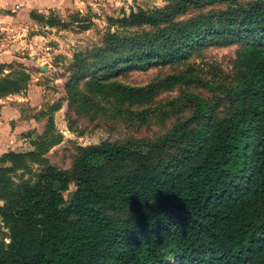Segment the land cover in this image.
<instances>
[{
	"label": "trees",
	"instance_id": "16d2710c",
	"mask_svg": "<svg viewBox=\"0 0 264 264\" xmlns=\"http://www.w3.org/2000/svg\"><path fill=\"white\" fill-rule=\"evenodd\" d=\"M112 23L120 34L73 54L64 85L70 101L83 81V103L107 95L142 104L147 88L111 79L234 41L240 75L227 91L230 113L199 109L193 128L140 150L77 148L69 170L45 158L61 141L48 117L32 150L0 156V264H264V0H166ZM12 65L22 70L0 77V99L26 89L21 64L0 72ZM29 164L40 168L23 179Z\"/></svg>",
	"mask_w": 264,
	"mask_h": 264
},
{
	"label": "rangeland",
	"instance_id": "374dc122",
	"mask_svg": "<svg viewBox=\"0 0 264 264\" xmlns=\"http://www.w3.org/2000/svg\"><path fill=\"white\" fill-rule=\"evenodd\" d=\"M87 1L80 0L81 3L73 4L72 7L65 5L48 13L45 17L52 20V27L37 21V28L29 31V36L38 33L45 37L50 29L64 31L72 37L78 36L74 53L64 44L63 55L55 60L56 65L63 69L64 81H47L45 101L36 113L43 120V125L48 117L51 118L53 132L61 135L60 143L45 155L49 165L69 170L77 155V148L101 143L131 146L140 150L146 143L155 142L172 132L193 128L199 119V109L204 108L217 118L226 117L230 113L233 103L228 92L234 88L240 75L237 54L241 43L233 44L234 41L225 46L197 47L172 64L143 72H127L111 79L119 86L147 88L151 97L142 104H119L107 95L89 96L90 99L83 103L82 95L87 92L83 81L73 89L75 98L70 101L64 85L70 78L72 55L98 47L105 33L120 34V29L112 21L127 14L129 10H153L166 4V0H131V5L126 8L123 0H120L119 5L105 0ZM57 38L66 43L64 35ZM49 39L50 35H47L46 40ZM69 54L70 57H67ZM24 57L28 59L26 53ZM25 69L26 74L36 72L33 65H30L28 72ZM21 70L12 65L5 75ZM70 96L73 94L70 93ZM52 107L56 109L51 111ZM24 149L18 148V152H27ZM28 149L32 150V146ZM29 165L31 171L27 175L23 174V179H33L40 168L36 164ZM73 191L74 183L70 181L67 190L62 193L66 203L71 199Z\"/></svg>",
	"mask_w": 264,
	"mask_h": 264
},
{
	"label": "crops",
	"instance_id": "0c3cea01",
	"mask_svg": "<svg viewBox=\"0 0 264 264\" xmlns=\"http://www.w3.org/2000/svg\"><path fill=\"white\" fill-rule=\"evenodd\" d=\"M106 1L120 4V0ZM123 1L126 8L132 3L131 0ZM78 2L81 3L80 0H0V65L14 62L21 64L28 72L31 40L42 37L38 33L29 36V31L37 28V21L44 22L48 13L65 5L72 7ZM5 73L6 70H2L0 77ZM44 96V90L30 84L28 76L23 92L0 99V156L9 151L18 152V148L29 151L30 142L44 129L43 120L36 114L45 101Z\"/></svg>",
	"mask_w": 264,
	"mask_h": 264
},
{
	"label": "built area",
	"instance_id": "2783aa9c",
	"mask_svg": "<svg viewBox=\"0 0 264 264\" xmlns=\"http://www.w3.org/2000/svg\"><path fill=\"white\" fill-rule=\"evenodd\" d=\"M105 2H107L105 0ZM50 35V39L46 40V36ZM64 35L65 42L60 41L57 37ZM78 36H71L64 31L49 30V33L41 38L32 39L30 43L29 57L31 58V65L35 68L36 72H28L29 82L39 86L42 90H45L48 86V82L59 83L64 81V72L61 66L56 65L55 60L59 59L60 55H63V45L74 53V48L77 45L76 38ZM73 56V55H72ZM70 57V54L67 55ZM69 59V58H67ZM32 71V69H30Z\"/></svg>",
	"mask_w": 264,
	"mask_h": 264
}]
</instances>
